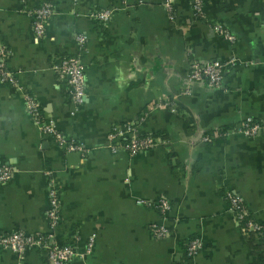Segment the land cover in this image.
I'll return each mask as SVG.
<instances>
[{
    "label": "crops",
    "instance_id": "crops-1",
    "mask_svg": "<svg viewBox=\"0 0 264 264\" xmlns=\"http://www.w3.org/2000/svg\"><path fill=\"white\" fill-rule=\"evenodd\" d=\"M44 5L55 15L37 37L31 12ZM102 10L108 21L95 17ZM203 13L194 0H0V61L13 77L0 82V164L12 170L0 182V233L53 232V179L56 238L81 255L66 264H264L224 196L264 223V132H231L248 118L264 122V0H203ZM71 56L85 69L79 104L59 74ZM216 61L230 63L222 87L191 80L192 64ZM26 93L87 152L71 156L43 134ZM159 101L171 106L154 108ZM134 121L138 135L162 142L138 154L112 148L115 128ZM0 264L51 262L42 249L0 248Z\"/></svg>",
    "mask_w": 264,
    "mask_h": 264
},
{
    "label": "built area",
    "instance_id": "built-area-1",
    "mask_svg": "<svg viewBox=\"0 0 264 264\" xmlns=\"http://www.w3.org/2000/svg\"><path fill=\"white\" fill-rule=\"evenodd\" d=\"M195 7L201 16L203 13V0H194ZM169 7V4L167 5ZM34 17V33L37 37H42L46 31V23L55 15L54 10L49 5H44L34 9L32 12ZM100 21L105 22L110 19L111 12L109 10H102L94 14ZM215 29L219 34L234 42L235 37L231 35L228 30L222 25L214 24ZM87 36L80 34L77 40L84 43ZM4 53V49L0 46V56ZM234 61V60H233ZM232 61V62H233ZM230 63L212 62L206 65L194 63L191 65L190 78L192 81L207 82L213 88L222 87L224 84V73ZM60 77L66 81V92L75 104L83 101L86 88L85 69L80 58L71 56L64 59L59 66ZM13 77L9 70L4 67L0 61V82H12ZM186 93H190L186 90ZM27 108L30 116L38 125L40 130L48 137H51L56 144L62 148L66 153L77 152L85 154L87 152L85 146L75 139H69L52 122L46 120L41 112L35 98L26 93ZM163 106H171L168 102H157L154 108ZM138 122L134 121L125 126H117L113 138L116 141L112 145L114 149H127L132 154H138L153 146L161 143L162 140L158 136H141L136 133V125ZM231 132H241L249 136H256L260 132H264V122H258L252 118H248L238 128L231 130ZM126 136V137H125ZM206 141H212L213 138L206 136ZM12 177V170L5 164H0V182L6 183ZM49 208L46 212L48 222L53 229L50 234H26L23 231H15L12 233H0V248L12 250L22 253L28 249L38 248L46 251L47 257L51 264H66L74 258L81 256L72 245L60 244L56 238V229L60 225L61 211H60V194L57 183L50 179L47 185ZM226 200L228 201V211L234 218L240 222L241 229L246 234H253L258 240L264 242V223L257 222L251 218L250 212L244 205L243 201L231 191H227ZM159 205L162 212L165 214L170 208V204L166 200H161ZM155 237H163L166 234V229L156 227L153 231ZM199 248L197 241L190 242L188 251L190 254L196 252ZM184 264V263H183Z\"/></svg>",
    "mask_w": 264,
    "mask_h": 264
},
{
    "label": "trees",
    "instance_id": "trees-1",
    "mask_svg": "<svg viewBox=\"0 0 264 264\" xmlns=\"http://www.w3.org/2000/svg\"><path fill=\"white\" fill-rule=\"evenodd\" d=\"M226 193L227 191L224 192V196L226 198ZM248 236L253 239V240H256L257 238L253 235V234H248ZM258 240V239H257ZM254 248V252L256 254V256L258 257V259L264 263V242L263 241H260L258 240V244L253 246Z\"/></svg>",
    "mask_w": 264,
    "mask_h": 264
},
{
    "label": "water",
    "instance_id": "water-1",
    "mask_svg": "<svg viewBox=\"0 0 264 264\" xmlns=\"http://www.w3.org/2000/svg\"><path fill=\"white\" fill-rule=\"evenodd\" d=\"M75 154H76V153H73V154L71 153V156H74Z\"/></svg>",
    "mask_w": 264,
    "mask_h": 264
}]
</instances>
